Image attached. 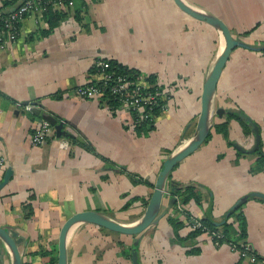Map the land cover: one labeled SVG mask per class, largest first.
Returning <instances> with one entry per match:
<instances>
[{"label": "crops", "instance_id": "crops-1", "mask_svg": "<svg viewBox=\"0 0 264 264\" xmlns=\"http://www.w3.org/2000/svg\"><path fill=\"white\" fill-rule=\"evenodd\" d=\"M182 1L219 18L235 37L258 21L249 36L239 38L247 45L264 44L250 37L254 32L264 35L259 20L264 0ZM18 2L0 0V12L10 13ZM57 13L61 18L49 31L45 15L24 17L14 41L0 49V158L5 161L0 180L11 170L0 189V228L21 240L16 245L21 264H55L58 232L75 213L96 211L124 226L139 221L142 200H148L161 163L195 134L202 84L221 49L216 30L184 14L172 0H73L71 9ZM253 53L241 48L230 53L210 99L211 114L223 111L219 119L214 117L216 124L228 112L242 109L258 118L259 99L248 97L261 90L244 82L254 72L249 63L263 55ZM96 60L115 62L170 86V99L152 130L138 133L128 114L73 95L90 78ZM175 79H182L180 87L172 83ZM40 118L52 126L53 138L32 147L29 134ZM59 121L69 136H55L53 126ZM258 121L264 153V118ZM226 130L223 138L210 128L202 145L171 170L162 214L143 232L126 236L87 223L71 226L65 237L66 264H132V253L137 264H250L230 245H216L206 234L193 243L198 252L187 254L190 241L175 242L166 222L175 209L181 211L178 204L167 203L172 186L194 187L200 204L189 202L183 209L216 224L245 198L243 241L264 259V200L246 199L251 193L264 195V168L250 172L255 152L236 156L234 149H247L249 136L234 121L227 122ZM189 230L182 226L177 234L185 237ZM0 264H12L1 239Z\"/></svg>", "mask_w": 264, "mask_h": 264}, {"label": "water", "instance_id": "water-1", "mask_svg": "<svg viewBox=\"0 0 264 264\" xmlns=\"http://www.w3.org/2000/svg\"><path fill=\"white\" fill-rule=\"evenodd\" d=\"M174 5L182 11L184 14L188 15L192 19L205 23L208 26L212 27L216 30L220 37L221 41V49L213 61L212 67L206 76L200 94V107L199 113L196 119L195 124V134L189 140V142L183 147L181 150L171 153L168 157H166L159 171L156 174L155 181L153 183V189L150 193V196L146 202L144 207V211L139 221L133 226H124L121 225L106 216L96 212V211H85L81 213H75L71 215L60 227L57 236L56 242V262L55 264H66V254H65V237L68 230L76 223H87L98 226L100 228L106 229L108 231L126 235V236H134L145 229H147L151 224H153L162 213L160 212V208L162 207L163 201H165V179L171 170L184 158L193 153L202 143L205 141L207 135L209 134L211 126L215 123L214 117L220 118L223 111L222 109H216L213 112V117L210 114V99L214 93L216 88V84L218 78L221 74L222 69L230 55V53L235 48H241L252 52H263L264 45L260 47H253L241 42L238 39H235L230 33V30L227 26L217 17L213 15H209L199 11L198 9L191 8L186 5L182 0H172ZM244 120L250 125L251 132L253 135V146L250 150H244L240 147H236L235 149L242 154H252L258 150V146L260 144V135L258 126L251 121L248 117L243 114ZM53 124V123H51ZM63 122L59 121L56 125H54V134L56 137L69 136L67 133L62 132ZM11 170L7 168L2 175L0 180V189L2 186L10 179ZM247 197L259 198L264 200V195L260 193H251ZM244 199H240L238 203H241ZM168 205L172 203V200H167ZM223 223L220 222L217 225H221ZM0 239L3 243L8 247L12 255V264H21L20 258L18 255V251L16 245L20 243V239L16 238V233L14 231L0 228ZM188 245L189 243H185ZM132 264H137L135 253L131 254Z\"/></svg>", "mask_w": 264, "mask_h": 264}, {"label": "built area", "instance_id": "built-area-1", "mask_svg": "<svg viewBox=\"0 0 264 264\" xmlns=\"http://www.w3.org/2000/svg\"><path fill=\"white\" fill-rule=\"evenodd\" d=\"M73 0H19L10 13L0 12V49H4L7 41H14L17 36L20 21L28 15H44L47 11L63 12L71 9ZM73 95L81 99H93L112 111H122L131 118V125H150L153 123L156 108L163 109L162 100L168 99V92L162 90L158 84L149 83L140 74L118 73L110 69L106 60L93 62L90 78L82 86L72 91ZM114 101V105L107 103ZM27 109V108H26ZM52 126L44 119L37 120L29 134V144L38 147L48 139L53 138ZM5 161L0 158V170ZM200 225L194 222L189 229ZM240 258H247L250 264H262L255 259L249 245L242 250H236ZM264 264V263H263Z\"/></svg>", "mask_w": 264, "mask_h": 264}, {"label": "trees", "instance_id": "trees-1", "mask_svg": "<svg viewBox=\"0 0 264 264\" xmlns=\"http://www.w3.org/2000/svg\"><path fill=\"white\" fill-rule=\"evenodd\" d=\"M44 15L47 18L48 31L54 28L61 18V15L57 12L47 11ZM258 24H259L258 22L254 23L250 29L240 32L239 35L236 37L233 34L232 35L235 39H239V37H245L250 32H252L258 26ZM230 33L232 32L230 31ZM107 62L110 65V69L118 73L139 74L134 70H130L120 65H117L115 62L112 61H107ZM145 79L149 83L155 82L152 76H145ZM158 86L162 88V90L168 92V99L166 101L162 100L161 102L162 105L166 104L170 99V92H169L170 86H160V85ZM107 104L112 106L115 103L114 101H109ZM162 110L163 109H159V108H156L154 110L153 114L155 115V118L161 113ZM243 114L244 113L240 110L228 112L227 115L225 116L224 122H221L219 124L214 123L211 126V128L216 133L222 135L223 138H226L227 122L234 121L241 129L243 136L252 135L250 125L244 120ZM153 123L150 125H140L139 127L132 126V128H135V130H137L138 133L145 134L150 130H152ZM208 137L209 134L207 135L206 139ZM240 155H242V153L236 152V156H240ZM254 155H255V167L251 169L250 172L258 171L261 168H264V155L260 151V144L258 146V150L254 153ZM169 174L166 177L167 179L169 177ZM168 194L170 196L169 198L172 199L173 201L171 203V206L175 207L178 204L181 207L180 208L181 211L175 209L174 212L176 215L175 216L168 215L166 217V222L173 229V240L175 242L182 245L184 242L190 241L191 245L185 251L187 254L194 255L198 252V247H196L193 243H195L196 238L202 234H206L208 237H210L211 241L216 245L221 243H227L228 245H230V247L233 250H242L243 246L247 245L246 242L243 241V239L245 238V221H244V216L241 212V205L243 201L241 203H238L228 212V214L225 217H223V223L221 225H217L216 223L212 222V220L207 216H204L200 219H196L183 209V207L189 202H194L197 205L200 204V200H198L197 191L194 187L186 186L183 188H178L176 186H172ZM134 200H137V198H134ZM146 202H147L146 200H142V205L145 206ZM178 214H181L183 216V221H180L178 219L179 216ZM194 222L199 223L200 226L193 230H189V232L185 237H179V235L177 234V230L182 226L190 227ZM251 253L254 255L253 251H251ZM46 254L47 252H43L41 255H46ZM123 254L128 256L127 252L126 253L123 252ZM255 259L262 264L264 263V259H260L257 257H255Z\"/></svg>", "mask_w": 264, "mask_h": 264}, {"label": "rangeland", "instance_id": "rangeland-1", "mask_svg": "<svg viewBox=\"0 0 264 264\" xmlns=\"http://www.w3.org/2000/svg\"><path fill=\"white\" fill-rule=\"evenodd\" d=\"M260 17H262L261 19H259L260 21H261V25L262 24H264V11L260 14ZM256 22H258V21H255V22H253V24L254 23H256ZM228 28V27H227ZM251 28V26L249 27V28H247V29H244L243 31H246V30H248V29H250ZM230 31H231V29H230ZM249 36V35H248ZM252 36L255 38V42H262V41H264V35H262V34H260L259 32H254L250 37L252 38ZM251 38H248L247 37V40H248V42H249V40H251ZM241 38H239L238 40H240ZM241 41V40H240ZM242 42V41H241ZM264 44H260V43H254L253 45H250V46H253V47H260V46H263ZM253 53V52H252ZM255 53H260V52H255ZM255 53H253V54H255ZM261 54H263L262 56H260L259 57V59H257V61L258 62H255L254 60H252L250 63H249V65H252V71H254V72H252V74L251 75H247L246 77H244V82H245V87H247V85L249 84V83H254V84H257L258 86H259V89L261 90V93H260V95L259 94H256V91L255 92H253L252 93V95H249V100H252L253 98H258L259 99V102H258V105H259V107H261V110H260V113H259V115H258V118H257V116H254V115H252L251 113H249V111L248 110H246V109H242V111L243 112H246V113H248L250 116H251V118L252 119H254V120H257V121H255L256 122V124H258L259 125V121H258V119L259 118H261V117H263L264 118V104H262V98H264V52H262ZM218 55V54H217ZM254 67V68H253ZM256 67V68H255ZM260 67H261V69H262V71H261V69H260ZM259 69V70H258ZM181 81H182V79L180 80V79H175L174 81L172 80V83H174L177 87H180V85H181ZM183 82V81H182ZM169 83H171V82H169ZM252 85V84H251ZM211 114V113H210ZM213 114V113H212ZM211 114V117H213V115ZM246 117H248L246 114H244ZM222 116V115H221ZM249 118V117H248ZM257 118V119H256ZM254 122V123H255ZM248 142H249V147L247 148V149H244V150H250L251 148H252V146H253V135H249V140H248ZM237 147V146H236ZM234 149H235V147H234ZM242 149V148H241ZM236 150V149H235ZM237 151V150H236ZM238 152V151H237ZM245 154H247V153H245ZM253 154V153H252ZM263 155H264V153H262ZM262 169V168H261ZM261 169L259 170V171H261ZM252 198V197H251ZM253 199V198H252Z\"/></svg>", "mask_w": 264, "mask_h": 264}]
</instances>
